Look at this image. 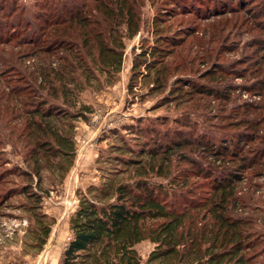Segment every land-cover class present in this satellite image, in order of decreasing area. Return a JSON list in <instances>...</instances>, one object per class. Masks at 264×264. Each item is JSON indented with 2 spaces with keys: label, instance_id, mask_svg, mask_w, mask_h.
<instances>
[{
  "label": "trees",
  "instance_id": "1",
  "mask_svg": "<svg viewBox=\"0 0 264 264\" xmlns=\"http://www.w3.org/2000/svg\"><path fill=\"white\" fill-rule=\"evenodd\" d=\"M129 1L36 0L39 13L17 23L25 33L12 52L4 48L12 37L0 35V65L14 73L0 70V204L15 200L28 220L25 246L34 253L44 248L55 223L43 198L74 164L75 121L92 111L81 94L119 79L125 40L141 30L142 4ZM257 4L229 5L207 18L257 32L251 41L230 47L240 50L236 61L224 65L206 58L212 63L201 72L206 84L177 78L165 97L187 103L194 113L199 100L208 113L215 104L225 112L214 117L227 122L220 130H199L197 120L186 116L174 120L172 132L140 128L133 145L114 130L118 138L104 158L113 166L100 168V181L78 190L68 217L72 237L60 264H141L135 246L143 240L153 243L146 264H264V218L246 210L264 186V0ZM12 7L0 12V29L7 27L1 19L12 15ZM162 19L155 15V23ZM9 25L15 29L16 23ZM223 29L211 34L215 38ZM162 31L155 27V42L135 54L131 66L132 75L145 71L143 79L160 91L168 88L167 75L158 74L165 68L161 57L180 38ZM235 64L243 66L234 69ZM145 132L153 136L142 139ZM9 145L23 164L10 162ZM174 162L190 168L173 176Z\"/></svg>",
  "mask_w": 264,
  "mask_h": 264
},
{
  "label": "rangeland",
  "instance_id": "2",
  "mask_svg": "<svg viewBox=\"0 0 264 264\" xmlns=\"http://www.w3.org/2000/svg\"><path fill=\"white\" fill-rule=\"evenodd\" d=\"M35 1L0 0L1 13L7 11L10 4L14 5L9 11L12 15H7V18L2 16L1 19V21L8 23L7 27L0 29L1 38L11 36L13 39L4 47L7 49L6 52H12V49H15L13 45L16 38H21L25 33V29L19 28L17 23L24 24L26 20L32 21L39 13L38 7L33 5L36 4ZM127 1L130 3L129 0ZM132 1H135V4H142L140 6L141 30L134 37L125 40L119 79L112 85L100 89H87L81 94V101L89 104L92 111L88 114L87 119L75 121L76 158L74 164L61 183L49 188V194L43 198V209L55 217V223L47 243L39 253H34L30 248H27L25 246L27 218L21 215L14 206L15 200L12 203L11 201L1 203L0 264H60L63 250L72 237L68 217L77 206L78 190H84L86 185L90 183H98L102 177L100 168L108 169L113 166V164L104 161V158L110 152V144L118 138L114 130H117L129 144L133 145L139 140L136 138L140 134L138 133L140 128L142 130H145V127L153 128L160 134L172 132L178 125L174 120L185 121L186 116L197 120L196 126L199 130L202 128H207L209 131L220 130L219 125L222 126L224 122H227V120L214 117L215 114L223 116L225 112V110L219 111L215 104H211L213 107L208 113V111L201 109L204 100H199V110H195L194 113L192 107L187 103L177 105L175 102L167 101L165 97L169 95V88L177 78H189L196 83L206 84L200 79V76L203 70L212 65V63L205 62L209 56L210 60L215 58L216 61L223 62L224 65L239 58L240 50L237 52L234 49L237 45L241 46L242 43L251 41L252 35H255L257 31L255 29L245 31L234 25L229 27L228 22L227 26H225L226 22L217 24L218 17L207 18L225 10L226 6L229 5L234 6L241 3L254 8L259 5L257 3L260 0H222L225 3H222L221 0ZM184 4L186 5L184 6ZM157 14L166 19L155 23V15ZM239 16L242 18L244 14L241 13ZM10 22L16 23L15 29L9 25ZM230 22L234 23L233 21ZM190 26L193 28L188 29L187 27ZM221 26L223 27L220 28ZM155 27L163 28L161 33L168 34V37H180L174 42L173 49L170 52H165L164 57H161L163 59L161 66H165V68L158 74H164L168 77V88L161 91L155 90L156 87H154L152 80L150 83L143 79L144 65L138 69L144 71L143 74L140 72L138 76L132 75L131 71L135 54L144 48L148 49L155 42V38H157ZM221 29L223 31L216 34L214 38L211 32ZM220 35L222 36L221 39H219ZM231 46H234V49L229 51ZM16 50L18 51V48ZM22 50L21 48V54ZM233 66L234 69H239L243 64ZM9 69V67L0 65V70H3L6 75L14 76V73H11ZM154 74L155 70L152 72L151 78L155 76ZM235 82H242V80L235 79ZM247 97L255 99L253 96L243 94V98ZM205 117L209 119V123L204 124L202 122ZM150 136L153 134H146L145 132L142 139ZM6 150L9 151L8 156L11 163H21L20 155L13 154L10 145L6 147ZM189 168L190 166L185 162H174L170 172L174 176ZM156 179L167 183L165 179ZM168 179L170 178L168 177ZM195 179L194 176L190 175L189 184ZM202 180V178H198L197 182ZM258 181L262 182V179H258ZM50 182L51 179L46 176L43 182L45 186H48ZM192 190L195 192L194 188ZM254 197L258 198V202L249 201L250 208L246 210L262 219L264 218V186L254 192ZM152 247L153 243L149 240H143L136 244L135 248L142 256L141 264H146L145 259ZM260 259L261 256L257 258V260Z\"/></svg>",
  "mask_w": 264,
  "mask_h": 264
}]
</instances>
